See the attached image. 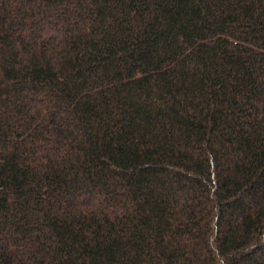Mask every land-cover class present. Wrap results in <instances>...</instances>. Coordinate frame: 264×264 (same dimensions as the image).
I'll use <instances>...</instances> for the list:
<instances>
[{
  "label": "trees",
  "instance_id": "1",
  "mask_svg": "<svg viewBox=\"0 0 264 264\" xmlns=\"http://www.w3.org/2000/svg\"><path fill=\"white\" fill-rule=\"evenodd\" d=\"M0 264H264V0H0Z\"/></svg>",
  "mask_w": 264,
  "mask_h": 264
}]
</instances>
